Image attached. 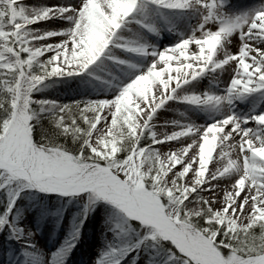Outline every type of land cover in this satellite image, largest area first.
<instances>
[{"label":"snow or ice","instance_id":"obj_1","mask_svg":"<svg viewBox=\"0 0 264 264\" xmlns=\"http://www.w3.org/2000/svg\"><path fill=\"white\" fill-rule=\"evenodd\" d=\"M264 264V0H0V264Z\"/></svg>","mask_w":264,"mask_h":264},{"label":"bare ground","instance_id":"obj_2","mask_svg":"<svg viewBox=\"0 0 264 264\" xmlns=\"http://www.w3.org/2000/svg\"><path fill=\"white\" fill-rule=\"evenodd\" d=\"M238 3L245 5L255 2V0H237ZM95 246L84 245L78 249L72 256L71 264H90L91 258L95 252Z\"/></svg>","mask_w":264,"mask_h":264}]
</instances>
